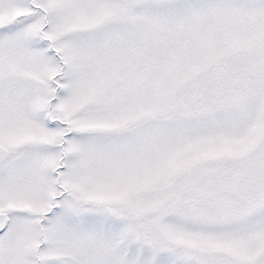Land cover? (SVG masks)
Returning <instances> with one entry per match:
<instances>
[{"label": "snow or ice", "instance_id": "obj_1", "mask_svg": "<svg viewBox=\"0 0 264 264\" xmlns=\"http://www.w3.org/2000/svg\"><path fill=\"white\" fill-rule=\"evenodd\" d=\"M0 264H264V0H0Z\"/></svg>", "mask_w": 264, "mask_h": 264}]
</instances>
